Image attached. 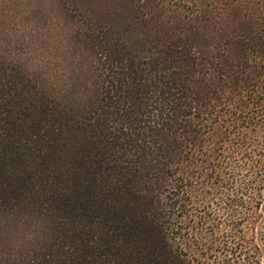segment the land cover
<instances>
[{
    "label": "trees",
    "instance_id": "16d2710c",
    "mask_svg": "<svg viewBox=\"0 0 264 264\" xmlns=\"http://www.w3.org/2000/svg\"><path fill=\"white\" fill-rule=\"evenodd\" d=\"M34 13L0 31V264H264V0Z\"/></svg>",
    "mask_w": 264,
    "mask_h": 264
},
{
    "label": "rangeland",
    "instance_id": "374dc122",
    "mask_svg": "<svg viewBox=\"0 0 264 264\" xmlns=\"http://www.w3.org/2000/svg\"><path fill=\"white\" fill-rule=\"evenodd\" d=\"M53 0H0V31H6L9 40L22 47L29 31H37L38 15L34 11L50 7ZM0 32V33H1ZM34 34L36 35V33ZM40 32V30H39ZM33 54L37 51L34 48Z\"/></svg>",
    "mask_w": 264,
    "mask_h": 264
}]
</instances>
